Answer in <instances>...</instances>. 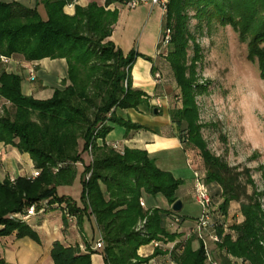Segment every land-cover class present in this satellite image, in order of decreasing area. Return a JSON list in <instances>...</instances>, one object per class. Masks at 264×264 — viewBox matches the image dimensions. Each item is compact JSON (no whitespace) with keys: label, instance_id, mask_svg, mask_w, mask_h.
I'll return each mask as SVG.
<instances>
[{"label":"trees","instance_id":"16d2710c","mask_svg":"<svg viewBox=\"0 0 264 264\" xmlns=\"http://www.w3.org/2000/svg\"><path fill=\"white\" fill-rule=\"evenodd\" d=\"M74 1L0 0V57L20 58L26 63L64 60L67 67L66 77L45 100L23 92L21 75L0 73V102L4 105L0 144L28 154L39 172L33 179L0 182V237L16 233L17 238L38 241L27 221L13 217L29 206L39 208L46 201L54 206L57 202L60 207L66 205L62 211L73 217L81 234L84 216L93 219L102 248L92 250L85 242L82 252L79 245L54 241L51 264H91V255L97 252L104 264H147L153 257L165 255L174 264H207L201 242L196 241V249L192 246L195 236L177 242L180 236L168 229L184 224L185 217L171 209H146L141 205L143 191L151 195L162 192L172 207L178 201L181 182L158 169L142 149L124 146L114 150L106 146V137L114 127L122 128L125 138L130 131L142 130L119 117L117 111L149 109L147 94L132 86L131 71L139 56L134 51L124 55L110 41L119 15L117 8L110 7H125L130 0L75 6L69 16L63 9ZM40 6L45 19L38 10ZM191 19L200 21L197 30L201 29V20L207 26H230L239 41L247 44L248 58L257 63L264 79V0H169L164 30H170V41L166 47H159L158 54L167 51L165 62L181 99L180 107L169 108L171 126L183 147L193 145L198 150L208 192L210 187L216 188L209 196L219 242L212 243L210 255L219 264H264V193L256 192L248 170L229 167L200 139L194 98L205 89L196 74L200 46L190 33ZM159 70L154 61L151 75L155 80ZM84 153L89 155V164L80 176L82 208H77L70 199L58 198L55 191L73 183L76 165L82 162ZM101 184L106 186L108 199L100 190ZM248 188H252L249 195ZM215 198L217 209L213 208ZM233 202L239 204L242 220L225 228L223 219ZM62 216L65 231L68 219L64 213ZM153 241L160 248L152 256L140 258L138 250ZM168 243L175 245L170 251H162V244ZM0 264H5L1 258Z\"/></svg>","mask_w":264,"mask_h":264},{"label":"rangeland","instance_id":"374dc122","mask_svg":"<svg viewBox=\"0 0 264 264\" xmlns=\"http://www.w3.org/2000/svg\"><path fill=\"white\" fill-rule=\"evenodd\" d=\"M39 10V8H38ZM42 18L45 13L42 7L39 10ZM192 16V13H191ZM200 23L197 19H191L190 30L200 46V60L196 65V74L199 84L205 91L194 98L196 106V123L201 126L200 139L206 149L216 157H220L229 167H238L240 170H248L253 180L254 188L258 194L264 193V79L261 77L256 62L248 58L247 44L241 43L238 35L230 26L221 27L216 23L206 25L201 20V29L196 26ZM164 32V31H163ZM167 51L157 56L156 62L159 67V79L155 83V91L149 99L156 102H167L168 107H180L181 99L179 90L175 89L172 74L165 62ZM193 55L192 49L188 51V57ZM1 65H3L0 62ZM35 75V74H34ZM34 82V81H31ZM43 94L42 99L47 96ZM150 103V102H149ZM148 103V104H149ZM0 104H2L0 102ZM4 107V105H3ZM154 109H158L157 116L162 117L158 104H149V109L141 107L136 110H144L147 116H154ZM2 115V114H1ZM0 115V116H1ZM131 122V121H130ZM138 125V124H135ZM140 126V125H139ZM176 133V130L173 129ZM172 138H162L151 132H144L138 139L137 145L146 151L151 160L155 161L158 169L172 175L175 180L181 182L178 201L182 203V210L177 213L185 217L184 224L170 226L171 233L180 236L177 242L188 240L189 230L194 222L202 217V208L193 200L194 170L203 176V164L197 149L193 145L184 146L187 150L192 165H188L187 156L180 148H174L169 142ZM89 164V155H82V162L76 165V177L70 186H60L56 189V195L60 199H70L77 208H82L81 177L84 167ZM4 178L0 176V182ZM245 178L241 176L243 181ZM210 195L215 194L216 188L210 187ZM104 197L108 199L106 186L101 184ZM184 193V194H183ZM252 188H248V195ZM142 200L148 209V202H152L157 209H171L169 201L162 192L155 195L142 192ZM213 208L217 209L218 199H212ZM264 207V198L261 199ZM54 205L59 206L57 202ZM62 208L66 205L61 204ZM40 208V207H39ZM39 208H36L39 211ZM49 208L44 213L36 214L30 222H26L32 231H36L43 239H55L63 241L62 213L57 209ZM227 215L223 221L224 227L228 228L242 220L239 216V204L231 203ZM230 214V215H229ZM84 234L77 228L75 220L67 223V234L70 237L78 236L82 243L86 240L88 245H94L99 241V234L92 218L84 216L82 222ZM197 239L193 242V248L198 245ZM212 243L210 244V248ZM99 253V252H97ZM169 259V258H168Z\"/></svg>","mask_w":264,"mask_h":264},{"label":"crops","instance_id":"0c3cea01","mask_svg":"<svg viewBox=\"0 0 264 264\" xmlns=\"http://www.w3.org/2000/svg\"><path fill=\"white\" fill-rule=\"evenodd\" d=\"M90 3L103 6L104 0H75L74 3L67 5L63 10L65 14L72 16L75 6L86 7ZM110 8H117L119 11L118 21H116L117 23L114 26L110 41L118 50H121L124 55L134 51L139 56L135 60L131 71L132 86L135 89L145 92L148 97H152L156 87L151 75V69L160 51L159 43L164 31L165 15L158 6L156 7L150 4L140 5L132 10H128L122 6H112ZM144 57L151 59V62L146 61ZM65 65L66 62L64 60L52 61L45 59L37 63H26L20 58H12L7 65L0 64V73L4 71L6 73L21 75L24 78L22 82L23 92L35 99L45 100L52 96L53 88L59 86L66 77L67 67ZM31 71L35 74L34 82L28 81L29 72ZM43 94L47 96L45 99H42ZM157 101L158 102H156V99H152V101L149 99V104H158L162 112V117L155 115L149 117L144 110H139V112L134 111V109L117 111L116 113L119 117L131 121L132 124L140 125L142 130L130 131L127 138H125L124 130L119 127H114L113 130L108 133L106 142L116 143L120 149L124 146H132L141 149L139 145H137L138 139L142 133L148 131L162 138H172L169 143L174 148H177V144L178 142L180 143V141L176 137L170 123L168 104L166 101ZM179 145L187 156V163L191 161L192 165V159H190L187 150L181 143ZM32 164L28 154H21L10 145L0 144V176L4 178L3 180L13 181L19 177H29L35 170ZM179 193L180 190L178 188L176 193L177 198ZM191 193H193V191ZM142 205L146 208L143 200ZM147 206L148 209L156 208L152 202H148ZM238 214L241 216L240 213ZM35 216L30 217L29 220ZM29 220H27V222H30ZM62 232L64 234V240L60 241L62 244L65 246L79 245L78 247L84 252L85 245L78 236L70 237L67 234V228H65L64 231V226ZM34 233L38 241H34L28 237L17 238L15 235L16 233L6 237H0V258L4 260L5 264L52 263L50 258V247L54 241L58 240L43 239L36 231H34ZM162 245V251H170L175 243ZM89 246L94 250L95 243L94 245L89 244ZM154 250L155 248L152 244L142 246L138 250V256H140V258L150 257L154 253ZM167 256L168 255L153 257L152 260L154 259L158 264H174ZM91 264H104L102 256L98 253L91 255Z\"/></svg>","mask_w":264,"mask_h":264},{"label":"built area","instance_id":"2783aa9c","mask_svg":"<svg viewBox=\"0 0 264 264\" xmlns=\"http://www.w3.org/2000/svg\"><path fill=\"white\" fill-rule=\"evenodd\" d=\"M168 2L169 0H130L129 2L125 4V8H127L128 10L129 9L132 10L140 5L150 4L156 7L158 6L160 10L163 12V14L165 15L167 13ZM162 34L163 35H162L159 45L161 47H166L169 44L171 32L169 29H166L164 30ZM0 62L4 65H7L10 62V59L6 57H0ZM155 76H156V79L159 78V75H155ZM29 80L31 81L35 80V75L33 71L29 72ZM1 114H3V104H0V115ZM106 146L114 150H117L119 148L118 144L116 143L107 142ZM90 151L91 149L89 148L88 152ZM188 165H191V161H188ZM38 175H39V172L34 170L29 177L33 179V178L38 177ZM193 175H194V185H192L193 194H194L193 200H195V202L202 208V213H201L202 217L198 219L195 222L194 227L189 230V237L195 236L198 242H201L207 264H219L217 261L213 259L212 255H210L211 254L210 244L218 243L219 237L216 235L214 231V226L211 220L212 204H211V199L209 196L208 188L204 183V176L201 173L197 171H193ZM86 178H88V176ZM49 208L62 211V208L60 206H56V205L49 206L48 202L46 201L40 205L39 211H37L36 206H29V208L26 209V211L23 214L16 215L13 218L20 220L21 222H26L27 220L30 219V217L35 216L36 214L44 213ZM62 213L66 215L69 222H72L74 220L73 217L69 216L66 210H63ZM144 224H145V221L142 222V225L138 227V230L141 229ZM150 244H152L155 249L160 248L159 243L156 241H153ZM101 245H102V242L99 240L98 242L95 243L94 250H100L102 248ZM147 264H158V263L153 259V260H150ZM239 264H242V263L239 262Z\"/></svg>","mask_w":264,"mask_h":264},{"label":"water","instance_id":"95a60500","mask_svg":"<svg viewBox=\"0 0 264 264\" xmlns=\"http://www.w3.org/2000/svg\"><path fill=\"white\" fill-rule=\"evenodd\" d=\"M153 113H154L155 116H157L158 113H159L158 109H154ZM171 210H172L174 213H176V214L179 213V212L182 210V203H181V201H176V202L172 205Z\"/></svg>","mask_w":264,"mask_h":264}]
</instances>
